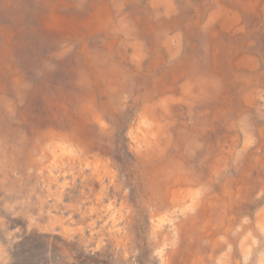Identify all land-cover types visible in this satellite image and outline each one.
Returning a JSON list of instances; mask_svg holds the SVG:
<instances>
[{"label": "rangeland", "instance_id": "rangeland-1", "mask_svg": "<svg viewBox=\"0 0 264 264\" xmlns=\"http://www.w3.org/2000/svg\"><path fill=\"white\" fill-rule=\"evenodd\" d=\"M0 264H264V0H0Z\"/></svg>", "mask_w": 264, "mask_h": 264}]
</instances>
